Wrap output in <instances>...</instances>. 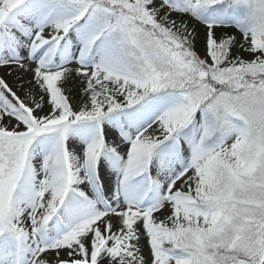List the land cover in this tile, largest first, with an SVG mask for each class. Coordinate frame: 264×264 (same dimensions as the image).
<instances>
[{"label": "snow or ice", "instance_id": "obj_1", "mask_svg": "<svg viewBox=\"0 0 264 264\" xmlns=\"http://www.w3.org/2000/svg\"><path fill=\"white\" fill-rule=\"evenodd\" d=\"M0 69V264H264V0H0Z\"/></svg>", "mask_w": 264, "mask_h": 264}, {"label": "bare ground", "instance_id": "obj_2", "mask_svg": "<svg viewBox=\"0 0 264 264\" xmlns=\"http://www.w3.org/2000/svg\"><path fill=\"white\" fill-rule=\"evenodd\" d=\"M7 70L6 69H0V75H5ZM7 79L9 80V82L11 83L13 79H15V77H7Z\"/></svg>", "mask_w": 264, "mask_h": 264}, {"label": "rangeland", "instance_id": "obj_3", "mask_svg": "<svg viewBox=\"0 0 264 264\" xmlns=\"http://www.w3.org/2000/svg\"><path fill=\"white\" fill-rule=\"evenodd\" d=\"M6 73V72H5Z\"/></svg>", "mask_w": 264, "mask_h": 264}]
</instances>
